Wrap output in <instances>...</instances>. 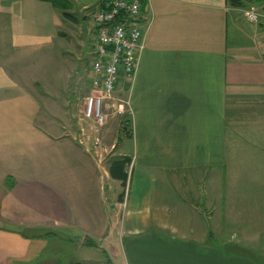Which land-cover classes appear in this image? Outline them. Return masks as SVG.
Listing matches in <instances>:
<instances>
[{
  "label": "crops",
  "instance_id": "1",
  "mask_svg": "<svg viewBox=\"0 0 264 264\" xmlns=\"http://www.w3.org/2000/svg\"><path fill=\"white\" fill-rule=\"evenodd\" d=\"M100 1L69 0L92 21L90 46ZM249 6L264 1L142 0L144 46L117 90L130 107L122 186L108 171L120 156L102 164L93 142L38 121L28 60L64 35L62 10L0 0V264H105L118 222L112 264H264V30Z\"/></svg>",
  "mask_w": 264,
  "mask_h": 264
},
{
  "label": "rangeland",
  "instance_id": "2",
  "mask_svg": "<svg viewBox=\"0 0 264 264\" xmlns=\"http://www.w3.org/2000/svg\"><path fill=\"white\" fill-rule=\"evenodd\" d=\"M67 12L76 17L78 23L60 14L63 22L61 30L64 35L61 36L59 41H56V46L51 51L47 52L46 50L47 53H36L30 56L28 60V62L33 61L31 63L33 65L27 68H30L28 73L39 75L38 80L42 81L33 88L35 96L42 106L38 121L44 126H50L52 131L54 130L53 128H58V126H65L64 133L67 136L81 138L86 141L90 140L91 145L93 142L94 147L92 145L90 151L93 150V152L97 153L98 159H100L102 164L106 161V157L112 153L117 156H123V153L131 156L132 147L128 136L130 132L128 124L130 116L128 91L126 93L123 90L117 91L122 80L117 85L116 94H114L115 107L107 111L109 112L108 119L106 118L103 125L97 126L91 120L83 119V115L80 112L81 107L78 108L79 104L81 106V102L78 103L77 97L79 98L81 94L80 98L84 97L90 92V86L87 83L91 77L90 63L93 56V46L90 45L94 29H92V21L83 22L81 20V13L77 8L68 9ZM81 27L84 30L82 34L80 33ZM38 62H44V65L37 64ZM50 81H55V83L50 84ZM117 102H124L121 113L116 112ZM125 123L126 129H123L122 124L125 125ZM235 167L238 173L242 171L240 173L242 177L243 170L240 164L236 163ZM237 176L239 180V174ZM241 180L245 181L243 177ZM118 189H121V187H118ZM239 197V201L243 200V203L238 202L240 206L248 208V205H251L253 196L244 195ZM244 223L250 225L249 222ZM260 223L264 224L263 221H260ZM119 228L120 222L116 224L115 232L111 234L114 239L109 237L104 244L107 252H99L101 256H104L105 261H119V258L116 257L121 255ZM245 230L250 231L252 228L248 227ZM259 230H262L261 233L263 234L260 235V238H262L264 236V228L260 227ZM261 245H264V243ZM241 251L250 252L244 247L241 248Z\"/></svg>",
  "mask_w": 264,
  "mask_h": 264
},
{
  "label": "built area",
  "instance_id": "3",
  "mask_svg": "<svg viewBox=\"0 0 264 264\" xmlns=\"http://www.w3.org/2000/svg\"><path fill=\"white\" fill-rule=\"evenodd\" d=\"M142 0H101L92 13L95 26L90 63V92L84 96L81 113L95 125L105 123L115 107L114 92L122 78H133L144 46ZM246 22L264 30V6L242 10ZM129 104V100H128ZM124 102H117L121 113Z\"/></svg>",
  "mask_w": 264,
  "mask_h": 264
},
{
  "label": "trees",
  "instance_id": "4",
  "mask_svg": "<svg viewBox=\"0 0 264 264\" xmlns=\"http://www.w3.org/2000/svg\"><path fill=\"white\" fill-rule=\"evenodd\" d=\"M52 4L54 7H57L62 10V14L65 18H69L73 20L74 22L77 20L76 17H74L72 14L67 12L68 9L72 8V4L69 2V0H51ZM228 2L232 5H240L241 0H228ZM123 129H126V123L123 127ZM131 132V129L129 130ZM130 132L128 134H130ZM130 162V159L126 156H120L114 158L108 167V171L110 175L117 179L120 180L121 185L125 186L126 180L128 177V172H127V167ZM11 187V186H10ZM123 193L120 194V198L122 197ZM35 230H40L43 231L45 235H53L57 233H61L58 229L54 228H34ZM89 244H94L90 241H87ZM76 264H104V263H81L78 262ZM105 264H112L109 261H106Z\"/></svg>",
  "mask_w": 264,
  "mask_h": 264
}]
</instances>
